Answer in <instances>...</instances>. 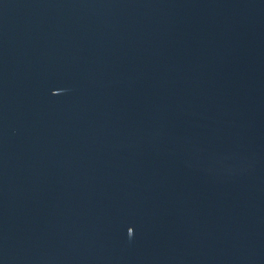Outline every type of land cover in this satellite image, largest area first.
Returning a JSON list of instances; mask_svg holds the SVG:
<instances>
[{
	"label": "water",
	"instance_id": "1",
	"mask_svg": "<svg viewBox=\"0 0 264 264\" xmlns=\"http://www.w3.org/2000/svg\"><path fill=\"white\" fill-rule=\"evenodd\" d=\"M0 264H264V0H0Z\"/></svg>",
	"mask_w": 264,
	"mask_h": 264
}]
</instances>
